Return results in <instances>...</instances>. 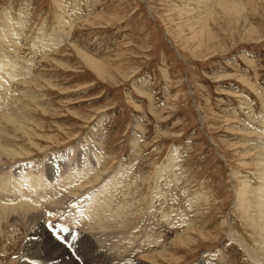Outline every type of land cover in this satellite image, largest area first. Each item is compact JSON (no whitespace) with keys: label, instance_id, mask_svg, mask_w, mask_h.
I'll return each instance as SVG.
<instances>
[{"label":"rangeland","instance_id":"obj_1","mask_svg":"<svg viewBox=\"0 0 264 264\" xmlns=\"http://www.w3.org/2000/svg\"><path fill=\"white\" fill-rule=\"evenodd\" d=\"M4 65L19 75L0 112L26 122L0 117V142L24 154L5 172L20 161L81 199H50L57 220L36 233L1 220L0 264H109L67 226L115 190L110 204H134V243L165 237L136 264H255L228 236L256 246L239 199L264 202V0H0Z\"/></svg>","mask_w":264,"mask_h":264},{"label":"bare ground","instance_id":"obj_2","mask_svg":"<svg viewBox=\"0 0 264 264\" xmlns=\"http://www.w3.org/2000/svg\"><path fill=\"white\" fill-rule=\"evenodd\" d=\"M48 45H50V44H48ZM47 47L44 48L45 52L49 50V49H47ZM47 54H48V52H47ZM32 59H33V57H32ZM11 66L12 67H10L8 65H4L3 68L6 69L5 71H3V69L0 68V81H1L0 82V107L6 103L8 105V102L10 100H9L8 94H6V91L7 90L11 91V89H13L15 84H17V81H15V80H17V76L19 74H14V72H13L14 67H13V65H11ZM28 72H29V70H28ZM29 74H31V73L29 72ZM13 90H15V89H13ZM10 95H13V94H10ZM17 99H15V100L18 101ZM16 106H17V103H16ZM15 107L13 110H10V111H15L16 110ZM17 108H19V107H17ZM3 113H7V112H4V111L0 112V117H4L6 122H8V123H10V122L14 123V118L17 121H20L22 124L26 123L22 118L11 117L14 115L16 116V114H14V115L10 114L11 116L7 117V116H4ZM10 113H12V112H10ZM17 115H19V113ZM2 123L3 122L0 121V125ZM16 125H18V124H16ZM1 133H3V132H1ZM1 133H0V141L2 140V137H3V134H1ZM78 150H79V148H78ZM21 155H24V154L17 153L14 146H12V145L8 146L4 142L3 143L0 142V174L2 176L4 175V177L8 178V180L0 188V222H1V220L10 219L9 225L11 227L12 226L14 227V225H17L20 221L23 223V222L28 221L30 219L31 225H30L29 229L31 230V232L36 233L37 230H39L36 225H40L41 229H45L43 220L46 221V223L50 222L49 221L50 216H47V214L49 212L52 211L51 218H53V220H51V221L57 220L56 216L54 217V211L52 210L51 205L48 203V201L50 199H52L54 202L56 201L55 203H53V205H55L54 208H56V206H59V205H65L66 207H64V209H66L70 206L75 205L81 199V197L78 196V193H72V192L69 193V190H71L70 185L67 188L59 189L57 187L58 185L56 184L57 181L55 183L56 186L50 187V186H48L49 184L46 185L43 183V181H36L38 179H36L34 177H33V179H30L31 181L27 180V177H28L26 175L27 172H23L21 174L20 170H16L15 166L17 164H20V161H14L15 162L14 165H9V167H10L9 171L5 172L4 167H5V165L6 166L8 165L7 162L10 160L21 159L22 158ZM80 160H81V158H80ZM73 164L74 163H72L71 161L63 163L61 165V170L59 171V174L62 173L61 175H64L66 172L72 171L73 168L75 169L76 164H74V167H73ZM39 167H40V165H39ZM164 167H166V166H164ZM263 167H264V165H263ZM164 170H167V168H165ZM70 175H72V174H69V176ZM86 178H89V177H86ZM64 180H66V182H67L68 177H66V178L64 177ZM89 181H90V178H89ZM25 183H27V185H24ZM63 184H65V183H63ZM71 185H73V184H71ZM116 193H117L116 190L113 193H111L110 197L106 198L104 200V202L102 204H100V206H98L99 209L88 210L89 211V213H88L89 217L82 219L79 223H75L74 225L68 224L69 226H67V227L77 229L78 231H80L82 233L90 234L92 239L94 240V243L97 246V251L99 252L98 256H104V258L106 260L109 259L108 260L109 264H136V262L138 261V258L135 256V254L140 255L141 253H143L146 255V253H147V255H150V252L153 254L154 250H152V249L155 248V246H153V244L160 243V241L165 237H164V234L162 233L163 236H161L160 238L154 239V237H153V239H149V237H147L148 239H146L142 242H139L138 244L134 243L135 234H136L135 228L129 229V227H127V226H129V223L133 219L132 213L134 211V204L129 205V203L124 199V197L117 204H114V205L110 204L109 203L110 199H112V198H119L120 199L121 198L122 192H120L118 194H116ZM245 194H247V193H245ZM159 195H155L156 199L152 200V204L153 203L157 204L160 207V211H161V209L163 208V205H165L164 200L168 202V199L163 197V198H160V200H158ZM243 197H244V195H242L240 197V199H239L240 205H238V206H240V208H242L244 210V212L242 213V216L244 218V221L246 222V225L251 227L250 229H252V231L254 230L253 232L257 231V234H255L254 235L255 237L253 238V240L255 241V243L254 242L253 243L256 246H254V247L250 246V244H251L250 240H248L247 238L239 239L238 236H236V234H235V236L229 235L228 236L230 238L229 241L232 242V245L236 251L244 252L247 255L249 262H252L255 264H264V209H262V207H263L262 205H264V202L260 201L261 207H259L256 200L253 197L251 199L247 197V199H248L247 203L241 204ZM56 198H58V199H56ZM171 200L173 202L175 201L172 198H171ZM82 206H83V204H82ZM259 209H261V210H259ZM257 210H259L260 212L257 213L258 212ZM260 213H261V216H260ZM165 215L166 214H164V212H163V216H165ZM165 218H166V216H165ZM170 220H172V219L170 218ZM156 222H158V221H156ZM155 225H157V224H155ZM249 227H247V228H249ZM11 231H9L7 229V231L5 232L7 237H9V238H11L13 236V232L11 233ZM157 232H158V230H157ZM150 235H151L150 238H152L153 235L152 234H150ZM250 237H252V236H250ZM231 239L234 240L235 242L232 241ZM56 247L58 248V252H63V254L66 255V257L68 256V254H67L68 252L74 251L73 246L66 244V243H63L62 245L57 244ZM233 247H231V248H233ZM224 249H226V248H224ZM237 249H239V250H237ZM220 254L222 255L221 256L222 261L229 260L230 256L227 254V250H225V252L220 253ZM80 258H82V257L80 256ZM104 258H103V260H104ZM65 259H63L64 262H65ZM66 262H68V264H76V260L74 261L73 259L66 261ZM102 263H103V261H102Z\"/></svg>","mask_w":264,"mask_h":264}]
</instances>
